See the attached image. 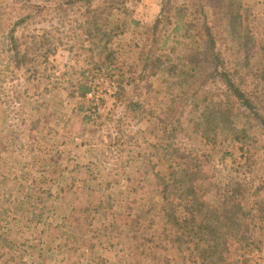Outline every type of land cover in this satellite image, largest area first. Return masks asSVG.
<instances>
[{"label": "rangeland", "instance_id": "374dc122", "mask_svg": "<svg viewBox=\"0 0 264 264\" xmlns=\"http://www.w3.org/2000/svg\"><path fill=\"white\" fill-rule=\"evenodd\" d=\"M57 1L61 2L29 0L31 13L17 28L16 49L0 48V73L7 75L0 77V264H96L88 252L89 241L85 245L71 241L79 232L68 218L79 200L93 204L87 215L98 211L92 225L98 229L117 213L125 219L136 217L142 206L156 203L157 194L143 187L145 173L159 172L165 178L180 175L179 156H168L175 150L165 149L163 136V121L176 87L163 83L162 76L152 70L137 87L133 99L139 106L134 112L115 96L120 85L127 91L133 89L142 70V33L158 16L163 2L170 1L179 9L186 0H96L87 11L64 21L46 10ZM241 2L249 10L253 33L264 39V0ZM0 3L4 11L11 9L10 2ZM101 26L106 28L104 35L95 32ZM109 49L114 53L110 68L97 67L94 61ZM181 51L188 68L200 71L205 63L202 42L190 41ZM260 61L264 60L256 56L250 62L247 81L255 88L253 93L264 99V80L254 76L262 69ZM82 73L89 76L92 86L91 96L83 98L77 96ZM12 86L47 106L35 113L25 104L24 115L17 120L5 96ZM215 95L208 89L196 101L199 124L183 121L189 141L182 153L208 151L199 139V127L209 125L213 107L225 105ZM109 117L122 119L125 129L117 144L107 137L109 131L112 136L118 134ZM238 123L247 126L245 121ZM251 150L252 160L259 163L253 165L248 179L258 186L264 184V151L255 146ZM225 151L231 156H224ZM243 159L232 144L220 150L212 171L216 183L226 182L232 165ZM260 193L264 201V190ZM133 199L138 207L132 206ZM217 200L218 191L206 198L209 206H215ZM253 203L247 199V205ZM109 249L96 248L94 255L109 258L112 262L107 264H164L153 260L137 263L122 254L116 259ZM250 257L256 264H264V245L261 252H250Z\"/></svg>", "mask_w": 264, "mask_h": 264}, {"label": "trees", "instance_id": "16d2710c", "mask_svg": "<svg viewBox=\"0 0 264 264\" xmlns=\"http://www.w3.org/2000/svg\"><path fill=\"white\" fill-rule=\"evenodd\" d=\"M6 1L10 2L11 9L4 11L0 3V48L12 51L16 49L17 28L31 13L32 3L29 0ZM95 1L61 0L46 10L64 21L87 11ZM241 1L186 0L179 9L171 6L170 1H164L158 16L143 31L139 46L142 70L133 89L127 91L120 85L115 98L134 112L139 106L133 99L137 87L144 82L146 72L152 70L162 76L163 83L176 87L163 121V136L165 149L175 150V154L168 156H179L180 175L165 178L159 172L145 173L142 175L143 187L157 194L156 203L142 206L138 217L128 215L125 219L117 213L112 221L98 229L92 227L98 211L93 216L87 215L93 210V204L79 200L68 218L75 222L74 230L79 232L77 237H71V241L84 245L89 241L88 252L93 254L94 263L112 262L107 257L94 255L96 248L108 247L116 259L122 254L137 263L153 260L164 264L170 261L181 264H256L250 252H261L264 245V201L260 199L264 184L255 186L248 175L252 173L253 165L259 163L258 159L252 160L251 146L264 151V99L253 93L255 88L248 84L247 76L250 75L249 64L256 56L264 60V39L253 33L249 10ZM33 6L40 8L39 4ZM95 32L104 35L106 28L98 27ZM190 41L202 42L205 63L200 71L188 68L190 66L181 51L182 46ZM113 55L109 49L94 64L110 68ZM260 63L262 69L254 76L264 80V61ZM6 76L0 73V77ZM11 77L15 79L14 75ZM88 79L89 76L82 73L77 84L78 97L91 93ZM208 89L214 90L215 96L225 101L223 107L211 109L209 125L199 127V139L208 151L182 153L189 141L183 121L190 119L199 124L196 101ZM23 93L12 86L5 95L9 97L11 114L17 120L24 115L25 104L35 113L47 106L44 101L33 100ZM78 105V110H82V105ZM14 118L13 127L16 125ZM108 119L118 134L112 136L109 131L107 137L117 144L124 135L122 119ZM239 120L245 121L247 126L240 127ZM35 123L38 125L39 119ZM228 144L235 146L244 159L232 165V174L226 182L216 183L213 164L220 150ZM223 154L231 156V152ZM216 191L217 204L209 206L206 198ZM249 198L254 203L247 205ZM85 199L90 200V197ZM137 205L134 200L132 206Z\"/></svg>", "mask_w": 264, "mask_h": 264}, {"label": "built area", "instance_id": "2783aa9c", "mask_svg": "<svg viewBox=\"0 0 264 264\" xmlns=\"http://www.w3.org/2000/svg\"><path fill=\"white\" fill-rule=\"evenodd\" d=\"M112 84V86L115 88V85H114V83H111ZM90 95V94H89ZM91 96V95H90Z\"/></svg>", "mask_w": 264, "mask_h": 264}]
</instances>
